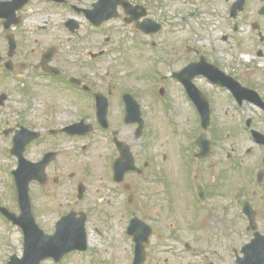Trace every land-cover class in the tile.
Listing matches in <instances>:
<instances>
[{"label":"flooded vegetation","instance_id":"flooded-vegetation-1","mask_svg":"<svg viewBox=\"0 0 264 264\" xmlns=\"http://www.w3.org/2000/svg\"><path fill=\"white\" fill-rule=\"evenodd\" d=\"M0 16L5 17H0V183L4 185H0V226L19 229L24 244L22 225L30 237L40 240L43 234L54 235L68 217L64 234L80 241L84 225L86 249L68 253L59 263L40 264H65L70 257L79 264H109L120 262L113 256L120 243L111 234L113 223L124 222L126 262L133 264L135 242L129 229L138 218L151 228L144 264H218V250L209 253L202 238L210 219L198 223L207 203L216 195L226 196L229 187L227 198L232 197L239 219L247 201L256 217L264 213L262 73L248 71L252 65L245 68L211 58L200 48H195L199 55L189 57L185 66L175 65L176 53L166 55L173 61V66L167 65L158 54L169 51H162L156 42L147 43L157 33L146 34L145 21L157 22L161 30L164 23L153 17L146 0H27L16 12L17 25H8V9L0 8ZM233 25L232 36H222V50L236 59L233 50L243 47L238 36L240 18ZM44 36H52L51 43L44 44L40 40ZM125 40L132 47L128 53ZM252 41L264 46L261 26ZM130 55L133 60H127ZM182 55L177 53V58ZM115 56L118 59L113 61ZM119 56H125L123 63ZM257 56L264 58L262 48ZM146 59L160 65L154 67L158 71L148 93L149 87L135 82L137 72L145 73L142 61ZM193 64L200 65L189 73L193 88L188 97L175 76ZM171 67L176 70L174 86L179 85L188 98L189 115L196 133L200 132L194 140L195 130H190L186 146L178 153L184 159L187 187L177 194L171 188L175 174L161 171L158 163L160 154L164 161L173 155L160 150L169 130L162 129L161 120L152 125L148 119L149 114L167 115L172 109L168 87L173 84H167L166 75ZM206 105L211 150L207 158L199 159L197 141L203 132L199 107L204 110ZM247 141L250 146L244 148ZM219 186L225 195L219 193ZM21 198L29 200L37 227L28 215L22 216L27 206L21 205ZM3 208L14 222L2 214ZM146 211L157 217H146ZM138 232L144 240V228ZM94 235L101 246L93 241ZM7 242L6 238V246ZM234 253L236 262L237 250ZM13 256L17 255L0 258V264H9Z\"/></svg>","mask_w":264,"mask_h":264},{"label":"rangeland","instance_id":"rangeland-1","mask_svg":"<svg viewBox=\"0 0 264 264\" xmlns=\"http://www.w3.org/2000/svg\"><path fill=\"white\" fill-rule=\"evenodd\" d=\"M146 1L148 2V5L150 4L151 6L153 17L158 21L162 20L164 23L162 30L157 33L156 37L151 38V40L159 44L162 51H169L167 53L168 56L171 57V54L176 53V66H185L186 64L184 63L189 60V57H195L196 55H199L195 52V48H200L201 50L203 49V54H206L207 56L209 55L211 56V58H215L217 60L234 62L239 66H244L245 68L246 66L252 65L251 69L248 71H252L254 74H257V76L262 73L264 77V58H259L257 56V50L259 48H262L264 50V46H258L256 41L251 42L252 36L254 35V31L252 29L253 24L259 23V25L261 26V30L264 31V16L259 15V10L264 6V0L247 1V10L244 11V13H242L240 16L241 28L238 32V36L240 37L239 39L243 47L241 50L236 47V52L232 49L236 54V59L232 58V56H225V51L222 50L225 44L222 41V36L224 34H230V36H232L233 34V24L236 21L232 17H230V9L232 4L236 0H176V2L174 0ZM25 24L26 22L24 23L22 28H25ZM208 30H211V39H209L208 37ZM52 39V36H50L49 38H46L44 36L43 39L40 40L44 44H49L51 43ZM126 41L127 40H125V44L127 45L128 49H126L125 51H127L126 53H128L129 50H132V47L130 48L129 44ZM230 44H234V40L230 41ZM167 45H169V49L171 50L165 48V46ZM177 53H179V55L180 53H182L183 55L177 58ZM124 57L125 56L122 57V60L118 61L123 63ZM117 59L118 57L115 56L113 58V61ZM127 60H133V56L130 55ZM238 61H241V64ZM127 64L129 65V63ZM142 65V69L145 70V73L138 70L140 72H137L139 73V75L136 76L135 82L141 88L149 87L147 88L148 93L153 89V78L155 76V71H158V69L154 67H160V65L156 63L150 64L147 59L142 61ZM168 65L173 66V61L169 60ZM175 72L176 70L171 67L166 74L167 79L169 80L167 81L168 83H166L173 84L168 87V92H170L169 99L171 101L172 109L167 112V115L161 111H158L155 115L149 114L148 119L152 125H155L156 123L159 124L161 120V125L163 126L162 129H168L170 132H168L169 137H165L166 135L163 137V142L160 143V150H169L173 155L169 154V160L164 161L162 159L163 154H160V162L158 163L160 164L161 171L165 172L166 174H175L174 179H171V188L175 190L177 194L180 193L179 191H183L187 187L184 175H182L184 168L181 164V160L184 161V159L180 160L178 153L182 148L186 146V141L188 139L190 130H195L194 140L198 135H200V132L196 133V126H194V124L196 123H194V121L192 120L193 117L189 115L188 98L179 85L174 86L176 84V82L173 81V74ZM0 86H2L1 82ZM0 88L2 89V87ZM158 88L159 85L157 86V92ZM146 102L148 104L151 102V100L147 98ZM153 102L156 103V101ZM160 144H158L157 146H159ZM249 146L250 142L247 141L244 145V148ZM179 147L181 148L179 149ZM210 180L212 181L214 179ZM0 185L4 186L3 182L0 183ZM219 190L220 194L225 195L224 188H220ZM228 190L229 187H227L226 189V196L216 195L215 198H213L212 202L207 203V207L205 206L207 209L201 212V218L198 222L200 223L203 219H210L208 222L206 221V224L204 225V227L207 229L203 232L202 238H204L205 242H208L207 250L209 251V253H213L215 249L218 250V264H232V261L235 263L234 250H237L238 254L242 256V248L253 238V232L248 231L247 229L249 225L248 220L243 214L239 219L235 203H232V197L227 198ZM184 194H186V192ZM182 197L184 198V196ZM2 198H4L3 194ZM5 198H7V196H5ZM212 204H214V206L217 208H213ZM152 212L153 211H150V213H148L146 211L147 214H145V216L154 218L157 217V215ZM165 221L166 217H163L161 218L160 222L164 223ZM49 222H51V220H49ZM257 223L259 232L264 234L263 212H258ZM113 225V232H111V234L115 237H118L117 241L120 242L119 244H116V248L113 249L115 250L113 252V256L120 259V262H116V264H127L126 260L129 254L127 246H125V242L123 243L122 240L124 226L121 225H124V222L121 225L115 222L113 223ZM118 226H120L121 228H119ZM209 232L211 233V235L209 234ZM6 238L8 240L7 246L5 245ZM214 238L216 240H214ZM95 240L97 241L96 244L101 246V241L97 239L96 236L94 237L93 241L96 242ZM0 241V258L3 259L7 254L10 255L11 253H13V255H20L23 253V237L19 229L11 230L9 233H7L5 227L0 226ZM69 259L70 260L65 264H79L81 262L75 257H70ZM98 261L100 263V260ZM5 264H8V262ZM45 264L52 263L47 262Z\"/></svg>","mask_w":264,"mask_h":264},{"label":"water","instance_id":"water-1","mask_svg":"<svg viewBox=\"0 0 264 264\" xmlns=\"http://www.w3.org/2000/svg\"><path fill=\"white\" fill-rule=\"evenodd\" d=\"M244 2L245 0H241L238 4L240 5V9H243ZM250 209V207L246 208V214L250 219L249 230H256L257 227L255 223V215L250 211ZM55 243V239H46L43 243L40 244V248L42 249L44 254H59V246ZM242 253L244 254V257L238 260V264H264V236H261L257 233L256 238L250 244L246 245L243 248Z\"/></svg>","mask_w":264,"mask_h":264}]
</instances>
